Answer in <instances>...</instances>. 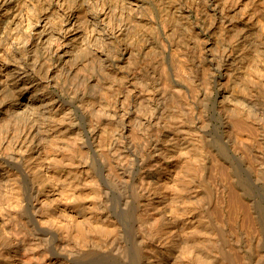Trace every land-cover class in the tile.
Instances as JSON below:
<instances>
[{"label":"bare ground","instance_id":"6f19581e","mask_svg":"<svg viewBox=\"0 0 264 264\" xmlns=\"http://www.w3.org/2000/svg\"><path fill=\"white\" fill-rule=\"evenodd\" d=\"M0 264H264V0H0Z\"/></svg>","mask_w":264,"mask_h":264}]
</instances>
